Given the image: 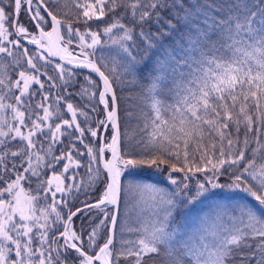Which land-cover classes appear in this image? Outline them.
Listing matches in <instances>:
<instances>
[{
    "label": "snow or ice",
    "instance_id": "snow-or-ice-1",
    "mask_svg": "<svg viewBox=\"0 0 264 264\" xmlns=\"http://www.w3.org/2000/svg\"><path fill=\"white\" fill-rule=\"evenodd\" d=\"M0 264H264V0H0Z\"/></svg>",
    "mask_w": 264,
    "mask_h": 264
}]
</instances>
